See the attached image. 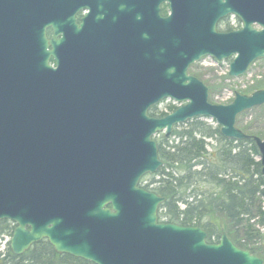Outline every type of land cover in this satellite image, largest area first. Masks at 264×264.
<instances>
[{
  "label": "water",
  "instance_id": "obj_1",
  "mask_svg": "<svg viewBox=\"0 0 264 264\" xmlns=\"http://www.w3.org/2000/svg\"><path fill=\"white\" fill-rule=\"evenodd\" d=\"M135 5L132 14L123 11L124 29L132 25L123 36L115 7L96 10L94 20L73 29L4 17L0 222L16 225L11 252L21 256L46 239L58 254L93 264H264L227 234L208 244L201 228L159 224L166 200L140 188L164 165L154 137L166 131L169 138L195 118L215 120L227 139L253 140L264 178V140L236 127L239 115L264 105V90L214 105L208 87L189 75L205 57L233 58L231 78L264 59V0L236 9L243 27L231 34L217 32L226 11L219 14L212 0ZM49 23L55 34L47 41ZM166 99L184 105L150 117Z\"/></svg>",
  "mask_w": 264,
  "mask_h": 264
},
{
  "label": "trees",
  "instance_id": "obj_2",
  "mask_svg": "<svg viewBox=\"0 0 264 264\" xmlns=\"http://www.w3.org/2000/svg\"><path fill=\"white\" fill-rule=\"evenodd\" d=\"M163 14L167 15V10ZM261 89L264 87L249 92ZM176 109L170 105L168 112H162L154 107L150 116L162 118ZM241 124L238 118L241 130L264 139L252 123ZM155 140L164 166L149 177L147 185L142 181L141 187L166 200L160 206L159 221L202 228L209 244L218 243L227 233L239 248L263 255L264 244L253 225L255 219L264 225V180L255 143L226 139L218 126L200 118L176 127L170 139L158 135ZM13 231L8 220L0 222V237L12 236ZM9 247L0 253V264H93L58 254L45 241L21 256L14 255Z\"/></svg>",
  "mask_w": 264,
  "mask_h": 264
},
{
  "label": "flooded vegetation",
  "instance_id": "obj_3",
  "mask_svg": "<svg viewBox=\"0 0 264 264\" xmlns=\"http://www.w3.org/2000/svg\"><path fill=\"white\" fill-rule=\"evenodd\" d=\"M212 5L219 14L226 11L217 21L218 33L231 34L242 29L243 21L235 11L239 7L249 10L250 0H212ZM108 7H115V10L118 11V29L121 36H123L124 30L132 32L131 22H128L124 29L122 15L123 11L133 13L137 7L135 0H0V26H5V16L16 13L17 16L21 17V23H40L49 19L63 25V27L73 29L76 26L80 28L86 23L85 20L96 18V10L105 11ZM168 9L169 5L167 3L161 5L162 14L164 10ZM49 24L45 30L47 41L53 40L55 34L52 24ZM62 37L63 35H58L56 39L61 40ZM228 61L231 63L232 59ZM9 223L14 229L16 228L13 223ZM26 229H29V227ZM42 241L48 242L47 240Z\"/></svg>",
  "mask_w": 264,
  "mask_h": 264
},
{
  "label": "rangeland",
  "instance_id": "obj_4",
  "mask_svg": "<svg viewBox=\"0 0 264 264\" xmlns=\"http://www.w3.org/2000/svg\"><path fill=\"white\" fill-rule=\"evenodd\" d=\"M250 67V70L244 76L232 79L228 76L230 68L229 61L217 63L212 59L206 58L197 63L195 68L190 69L189 73L191 76H202L201 81L209 88L210 102L218 105H229L234 101L237 93L246 94L247 92L248 94H252L249 91L253 88L264 87V60H259ZM169 105H171V102L164 103L159 106V110L164 111L165 108L168 109ZM202 120L215 126L214 120ZM239 121H241V125L252 123L261 134H264V108H257L248 113L246 112L239 118ZM161 135L164 136L165 132ZM256 160L259 161L258 158ZM149 179L147 178V181ZM253 225L256 230H259L261 242L264 244V225H260L258 219L253 221ZM11 239L9 235L0 237V253H4L11 245ZM258 257L264 262V254Z\"/></svg>",
  "mask_w": 264,
  "mask_h": 264
}]
</instances>
